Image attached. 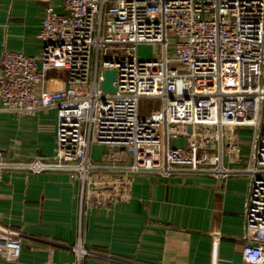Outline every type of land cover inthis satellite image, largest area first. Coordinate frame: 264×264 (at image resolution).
Masks as SVG:
<instances>
[{
	"label": "built area",
	"instance_id": "obj_1",
	"mask_svg": "<svg viewBox=\"0 0 264 264\" xmlns=\"http://www.w3.org/2000/svg\"><path fill=\"white\" fill-rule=\"evenodd\" d=\"M40 1V54L2 49L0 111L53 110L54 154L20 160L0 150V183L13 171L66 173L78 181L81 221L88 208L127 199L138 174L245 176L241 254L264 264V0ZM142 44L159 46V58L140 59ZM106 69L116 72L114 92L100 87ZM53 71L65 73L64 88L47 89ZM142 98L160 109L141 115ZM242 128L252 131L246 152ZM93 145L103 148L96 161ZM24 239L35 238L0 226V256L16 260ZM64 247L75 264L103 257L79 242Z\"/></svg>",
	"mask_w": 264,
	"mask_h": 264
},
{
	"label": "crops",
	"instance_id": "obj_2",
	"mask_svg": "<svg viewBox=\"0 0 264 264\" xmlns=\"http://www.w3.org/2000/svg\"><path fill=\"white\" fill-rule=\"evenodd\" d=\"M45 6L0 0V56L3 47L40 54ZM65 85L64 72L49 75L48 90ZM55 126L53 110L20 117L0 111V150L20 160L50 158ZM249 183L245 176L138 174L127 199L88 208L80 221L77 180L61 172L13 171L0 183V226L35 239L23 240L16 260L0 256V264H75L76 253L64 246L78 242L103 256L83 257L81 264H246L241 249Z\"/></svg>",
	"mask_w": 264,
	"mask_h": 264
},
{
	"label": "rangeland",
	"instance_id": "obj_3",
	"mask_svg": "<svg viewBox=\"0 0 264 264\" xmlns=\"http://www.w3.org/2000/svg\"><path fill=\"white\" fill-rule=\"evenodd\" d=\"M171 39V37H169ZM171 51V47L169 48ZM161 52V48L159 46H155L152 44H142L137 48V53L140 59L142 60H153L159 58ZM65 74V73H64ZM161 103L158 99H150V98H142L139 102V113L141 115H151L157 112L160 109ZM251 129L250 128H242L239 132L241 137V143L243 146V151L246 152L248 150L249 142L251 139ZM172 144L181 145L183 142L181 140H177L172 142ZM101 148L99 145H95L91 148V156L93 157V161H96L100 158Z\"/></svg>",
	"mask_w": 264,
	"mask_h": 264
},
{
	"label": "water",
	"instance_id": "obj_4",
	"mask_svg": "<svg viewBox=\"0 0 264 264\" xmlns=\"http://www.w3.org/2000/svg\"><path fill=\"white\" fill-rule=\"evenodd\" d=\"M115 70L106 69L103 71V80L100 83V87L105 92H114L113 81L115 79Z\"/></svg>",
	"mask_w": 264,
	"mask_h": 264
}]
</instances>
